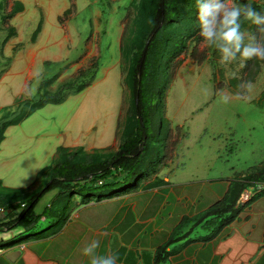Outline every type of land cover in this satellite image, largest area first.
Segmentation results:
<instances>
[{"label": "rangeland", "instance_id": "374dc122", "mask_svg": "<svg viewBox=\"0 0 264 264\" xmlns=\"http://www.w3.org/2000/svg\"><path fill=\"white\" fill-rule=\"evenodd\" d=\"M16 1L17 10L6 18L13 1L0 0V115L4 108L12 111L33 98L40 81H45L41 92L53 91L59 83L72 80L91 59H98V67L81 91L66 94L56 104L46 103L3 130L2 203L20 202L42 187L45 169L59 145L82 146L84 151H76L74 160L95 159L116 149L123 128L133 121L132 115L125 114L132 110L130 69L152 0ZM190 2L183 3L180 21L172 25L184 38L191 34ZM197 48H204L201 42ZM161 60V56L156 60L157 73ZM219 60L220 56L208 57L198 63L183 52L173 60L162 114L174 134L176 126L180 129L171 158L159 168L172 188L167 211L186 203L191 207L207 194L216 196L226 177L264 159V67L235 96L226 78L239 65L225 68ZM163 75L156 74L159 89ZM225 93L231 96L228 103L221 99ZM156 111H160L158 105ZM144 181L134 187L140 189ZM51 193L40 198L35 211L45 207ZM50 202L54 212L62 211L66 203L55 196ZM44 223L40 220L37 225Z\"/></svg>", "mask_w": 264, "mask_h": 264}, {"label": "trees", "instance_id": "16d2710c", "mask_svg": "<svg viewBox=\"0 0 264 264\" xmlns=\"http://www.w3.org/2000/svg\"><path fill=\"white\" fill-rule=\"evenodd\" d=\"M6 1V0H3ZM5 15L10 18L17 10V1ZM187 0H152L150 16L145 31L142 33L136 46L130 69V90L132 95V110L126 115H132L133 121L127 124L122 131V138L116 149L110 154L95 159L74 160L76 151L83 152L82 146L67 148L57 146L56 156L51 165L45 170L47 178L41 188L29 193L22 201L16 203L0 202L5 209V216L0 218V232L4 229L19 226L23 230L34 228L41 216L47 218L55 214V205L49 203L40 213H34L33 207L43 194L55 190V200L66 198L69 194L79 193L86 202L88 196L96 200L109 198L136 186L139 180L157 173L159 168L171 158L174 146L179 136V127L174 131L169 121L163 117L164 90L170 78V69L176 56L183 52L191 60L202 62L206 58L219 57L215 48H202L197 45L201 42L200 28L197 22V3L192 0L190 26L191 34L183 37L174 30L175 23L180 21V9ZM237 5L251 3L256 11L264 14V0H234ZM187 4H185L186 6ZM19 9V8H18ZM67 10L63 11L66 12ZM169 28L167 31L166 28ZM241 30L255 33L256 26L241 18ZM186 38H188L186 40ZM189 45V47H187ZM158 54V55H157ZM157 56V57H156ZM162 58L161 68L157 73L156 60ZM178 62V61H176ZM98 67V59H91L84 69H78L72 80L63 81L53 91H43L45 81H40L36 94L28 101H22L10 111L4 108L0 115V141L3 139V130L12 124L20 122L34 109L46 103L56 104L66 94L81 91L87 87ZM264 67V61L253 59L239 67L235 75L229 74L226 85L232 89L235 96H240L246 85L254 80L256 74ZM164 74L161 78L163 86L158 88L156 74ZM159 106V113L156 106ZM156 180L153 184L162 181ZM118 183L123 186L115 188ZM258 183L263 188L255 189ZM95 188L98 192L91 193ZM246 188H252V194L240 201V195ZM264 193V159L257 165L250 166L244 171L236 173L228 182L224 193L209 204L202 212L194 216H184L176 224L175 230L166 241L155 249L153 264H163L171 251L167 246L174 240L185 238L196 226L205 231V235L197 240H206L214 237L221 228L230 223L238 213L254 198ZM65 217L63 218V221ZM186 224L188 230L173 236ZM175 237V238H174ZM190 239L185 240L188 242ZM193 240V239H192ZM5 241V240H4ZM3 240L0 239L2 245ZM9 242V241H7Z\"/></svg>", "mask_w": 264, "mask_h": 264}, {"label": "crops", "instance_id": "0c3cea01", "mask_svg": "<svg viewBox=\"0 0 264 264\" xmlns=\"http://www.w3.org/2000/svg\"><path fill=\"white\" fill-rule=\"evenodd\" d=\"M73 144L76 142L62 146ZM154 177L162 182L153 184ZM232 177L225 178L216 196L207 194L191 207L186 203L170 211L167 208L172 188L168 177L159 170L139 180L138 183L147 180L140 189L133 187L109 198L96 200L88 196L84 202L83 195L69 194L62 211L40 217L39 221H45L43 225L20 228L17 233L2 231L0 239L6 252L0 255V264H91L84 249L93 241H99L96 254L115 255L116 264H153L155 249L172 234L180 219L202 212L224 193ZM50 192L44 206L55 196V190ZM33 211L37 214L41 210L33 207ZM188 228L189 224L184 225L173 236ZM203 235L205 231L196 226L185 238L174 240L167 246L171 253L163 264H264V193L243 207L214 237L197 240Z\"/></svg>", "mask_w": 264, "mask_h": 264}, {"label": "clouds", "instance_id": "9594fccd", "mask_svg": "<svg viewBox=\"0 0 264 264\" xmlns=\"http://www.w3.org/2000/svg\"><path fill=\"white\" fill-rule=\"evenodd\" d=\"M196 3L202 46L215 48L222 66L244 67L249 60L264 61V14L251 3L237 5L234 0H196ZM241 18L256 26L255 33L241 30ZM221 99L228 103L231 96L225 93ZM98 247L99 241H93L84 249V254L91 257V264H116L117 256L97 255Z\"/></svg>", "mask_w": 264, "mask_h": 264}, {"label": "built area", "instance_id": "2783aa9c", "mask_svg": "<svg viewBox=\"0 0 264 264\" xmlns=\"http://www.w3.org/2000/svg\"><path fill=\"white\" fill-rule=\"evenodd\" d=\"M263 188L262 183H258L255 185V189ZM252 188H246L240 195V201L247 199L252 194ZM5 216V209L0 205V218ZM19 248H22V245H19ZM6 249L0 244V255L4 254Z\"/></svg>", "mask_w": 264, "mask_h": 264}, {"label": "water", "instance_id": "95a60500", "mask_svg": "<svg viewBox=\"0 0 264 264\" xmlns=\"http://www.w3.org/2000/svg\"><path fill=\"white\" fill-rule=\"evenodd\" d=\"M9 253H12V252H9ZM9 253H8V254H9ZM6 257H7L8 259L12 260V257H10L9 255H6Z\"/></svg>", "mask_w": 264, "mask_h": 264}]
</instances>
